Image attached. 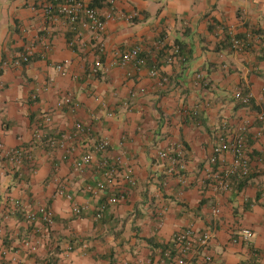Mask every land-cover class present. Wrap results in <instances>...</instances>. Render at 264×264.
<instances>
[{"label":"crops","instance_id":"obj_1","mask_svg":"<svg viewBox=\"0 0 264 264\" xmlns=\"http://www.w3.org/2000/svg\"><path fill=\"white\" fill-rule=\"evenodd\" d=\"M56 1L0 0V67L9 65L0 72V142L30 151L23 166L0 153V264H48L51 257L58 264H149L188 228L213 233L189 264H264V122H255L264 105V0H89L103 18L114 16L100 36L49 21L40 5ZM134 13L132 21L120 18ZM230 29L247 40L246 50L232 49ZM139 46L146 68L91 73L95 63L107 66L116 53ZM172 46L181 53L167 64ZM26 53L29 63L13 67ZM153 66L166 82L149 75ZM239 90L252 94L251 105L235 99ZM66 96L74 109L57 108ZM44 117L51 122L41 130ZM243 122L250 123V177L216 192L203 185L208 158L225 126ZM77 123L86 132L74 137ZM36 130L45 143L35 140ZM63 135L71 137L66 152L51 146ZM102 140L110 142L112 159L122 157L121 170L135 186L118 177L109 190L98 160L75 167ZM178 143L186 149V185L168 177L158 159ZM113 192L118 201L108 203ZM74 206L88 211L76 216ZM42 207L53 212V223L29 224L27 214Z\"/></svg>","mask_w":264,"mask_h":264},{"label":"built area","instance_id":"obj_2","mask_svg":"<svg viewBox=\"0 0 264 264\" xmlns=\"http://www.w3.org/2000/svg\"><path fill=\"white\" fill-rule=\"evenodd\" d=\"M111 5H114V0L109 1ZM41 10L45 14L46 18L54 22L58 19H63L71 28L73 32L79 34L81 30L89 31L96 36L103 35L106 30V20H113V15H108L103 18L97 8H95L89 0H58L54 3H43L40 5ZM135 13L132 15H120V18L125 21H132ZM230 35L229 43L233 50L242 52L249 47L247 40L239 39L234 36L233 30H228ZM260 42V40L258 41ZM71 47H74V42L70 43ZM159 49L166 47L164 39H160L157 42ZM181 50L178 46H172L169 54L166 58L167 64H172L180 56ZM30 61V54L19 56L11 64L13 67L20 68ZM148 65L147 55L143 53L142 47H135L124 52H118L115 54L112 61L105 66L100 61L95 63L91 68L93 75H98L100 72H108L114 68L125 69L129 66L135 70L146 68ZM7 63H4L0 67L1 70L4 67H8ZM57 70L62 74L66 75V71L62 65L57 66ZM152 78L159 79L162 82H166L168 79L164 75L161 67L153 66L149 72ZM75 80H78V76H74ZM235 99L239 101L243 106H249L252 104V94L244 93L239 90L234 95ZM66 106H70L72 109L75 108L71 97L66 96L57 103L58 109H63ZM256 123L264 122V105L263 108L256 114ZM51 122L50 117H44L42 122L39 124V129L45 124ZM250 123L243 122L234 128L225 126L222 135L218 136L217 143L212 149V154L208 158V165L210 169L206 172L203 179V185H208L216 192L227 193L233 190V184L235 181L247 179L250 177L252 170V150L248 145V133ZM42 130V129H41ZM74 137H79L81 134L86 132L85 126L82 123H77L74 127ZM261 135L260 128L257 132V137ZM82 136V135H81ZM34 138L37 141H43L46 136L43 137V132L36 130ZM44 138V139H43ZM71 139L66 135L60 136L54 142L52 141L53 147L67 150V141ZM110 142L108 140H102L92 145L85 154H83L77 161H75V167L78 170H84L94 165L95 161L98 160V167L104 172L106 177V184L108 189H114L117 184L118 177L119 181L128 186H135L136 180L129 174H125L121 170L122 157L118 156L112 159L110 153ZM0 153L3 158L17 166H23L24 160L30 158V151L28 149H6L0 142ZM230 156V160L227 157ZM63 160L68 158L65 153L62 156ZM185 158L186 149L183 144H172L165 150L158 152V159L161 160L166 167V175L168 177H177L178 183L186 185L187 180L184 175L185 172ZM166 186L167 183H163ZM106 185H100L101 189H106ZM119 195L115 192L110 195L108 203H116ZM14 206L18 210L21 208L20 202H15ZM88 211L87 207L74 206L73 214L81 216ZM218 213V211H215ZM101 217V214L96 216ZM26 220L31 225H51L54 220L53 212L45 207L39 208L37 211H32L27 214ZM4 219L0 218V226L3 224ZM244 237L250 238L252 236L249 230L243 232ZM213 239V233L206 231L203 233H197L192 228L185 229L176 233L173 237L171 244L161 252L159 258L155 262L149 264H189V256L197 253L199 250L204 252L209 248V245ZM29 245V243H26ZM3 254H6L4 251ZM206 262H211L209 257H205ZM253 264V263H246ZM255 264V263H254Z\"/></svg>","mask_w":264,"mask_h":264},{"label":"trees","instance_id":"obj_3","mask_svg":"<svg viewBox=\"0 0 264 264\" xmlns=\"http://www.w3.org/2000/svg\"><path fill=\"white\" fill-rule=\"evenodd\" d=\"M263 51H264V50H263ZM263 54H264V52H263ZM45 140H46V139H44L43 142H41V141H40V142L43 144V143H45ZM29 160H30V158H29V159H25L23 165L27 164V163L29 162ZM48 264H58V260H57L55 257H51V258L48 260Z\"/></svg>","mask_w":264,"mask_h":264}]
</instances>
